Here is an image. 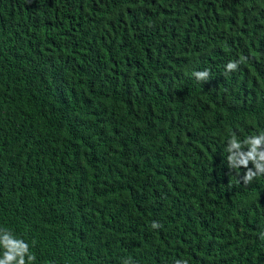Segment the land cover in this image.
I'll return each mask as SVG.
<instances>
[{
	"label": "trees",
	"instance_id": "16d2710c",
	"mask_svg": "<svg viewBox=\"0 0 264 264\" xmlns=\"http://www.w3.org/2000/svg\"><path fill=\"white\" fill-rule=\"evenodd\" d=\"M260 132L264 0H0V237L25 264H264V173L228 160Z\"/></svg>",
	"mask_w": 264,
	"mask_h": 264
},
{
	"label": "clouds",
	"instance_id": "9594fccd",
	"mask_svg": "<svg viewBox=\"0 0 264 264\" xmlns=\"http://www.w3.org/2000/svg\"><path fill=\"white\" fill-rule=\"evenodd\" d=\"M234 63H229L227 67L229 69L235 68ZM197 78H203L207 75L206 72H198L195 74ZM243 143L247 145V151L241 152V143L235 138H232L228 142V151L233 153L228 157L229 164L232 167H247L248 163L251 161L254 163L257 173H264V132H260L256 135L247 137ZM235 150V152H233ZM252 173L250 172L249 178H251ZM153 227H156L153 224ZM0 243L6 249L4 251L2 258H0V264H25L24 254L27 251V244L19 241L13 240L8 233H4L0 237ZM31 259V257H29Z\"/></svg>",
	"mask_w": 264,
	"mask_h": 264
},
{
	"label": "bare ground",
	"instance_id": "6f19581e",
	"mask_svg": "<svg viewBox=\"0 0 264 264\" xmlns=\"http://www.w3.org/2000/svg\"><path fill=\"white\" fill-rule=\"evenodd\" d=\"M199 140V139H198ZM186 141V140H185ZM184 141V142H185ZM200 141V140H199ZM178 143V142H177ZM190 143V142H189ZM194 144V143H193ZM201 144V143H200ZM185 146V145H184ZM207 146V145H206ZM177 148V147H176ZM182 150V149H181ZM183 151V150H182ZM199 152H200V150H199ZM203 153V152H202ZM210 153V152H209ZM216 154V153H215ZM203 155V154H202ZM208 155V154H207ZM211 155V154H210ZM185 156V155H184ZM206 156V155H205ZM217 156V155H216ZM183 158V157H182Z\"/></svg>",
	"mask_w": 264,
	"mask_h": 264
}]
</instances>
